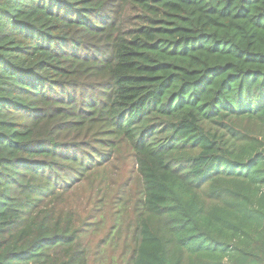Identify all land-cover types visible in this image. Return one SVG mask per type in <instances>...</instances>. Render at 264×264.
I'll return each instance as SVG.
<instances>
[{"label": "trees", "instance_id": "trees-1", "mask_svg": "<svg viewBox=\"0 0 264 264\" xmlns=\"http://www.w3.org/2000/svg\"><path fill=\"white\" fill-rule=\"evenodd\" d=\"M0 264H264V0H0Z\"/></svg>", "mask_w": 264, "mask_h": 264}]
</instances>
